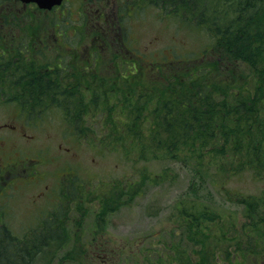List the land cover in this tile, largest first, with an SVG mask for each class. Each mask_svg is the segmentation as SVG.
<instances>
[{
	"label": "trees",
	"instance_id": "obj_1",
	"mask_svg": "<svg viewBox=\"0 0 264 264\" xmlns=\"http://www.w3.org/2000/svg\"><path fill=\"white\" fill-rule=\"evenodd\" d=\"M10 1L4 0L0 10L1 103L15 105L28 119L58 109L79 134L92 132L84 124L92 109L103 116L107 134H96L94 144L107 150L123 154L133 150L139 159H178L211 183L214 175L230 177L238 170L264 182V0H96L112 4L98 8L91 35L76 26L79 18L67 16L52 20L50 29H40L36 15L29 16ZM147 10L173 21L176 28L204 34L202 53L177 56L168 46L171 56L163 50L150 52L149 62L139 51L127 57L122 40L130 41L131 21ZM67 22L74 35L93 41L95 61L89 58L86 64L93 73H82L86 68L80 64L73 66L75 72L69 71L67 36L56 28ZM111 28L122 37H111ZM51 47L59 56L43 61ZM105 47L115 50L107 61L101 54ZM141 175L145 181L147 174ZM106 194L103 202L116 200L114 192ZM228 199L243 205L244 218L252 220L242 233L233 231V225L228 226L229 234L206 231L205 220L214 219L216 210L203 203L198 207L192 200L180 203L181 235L198 241V261L182 239L165 244L162 264H172L171 259L173 264H217L216 251L224 264H264V214L258 212L264 205V189L255 194L233 191ZM51 224L32 237L14 236L9 227L0 226V263L31 264L34 252L59 236V221ZM171 252L174 257L168 261ZM235 252L244 261H232ZM70 255L68 251L62 259Z\"/></svg>",
	"mask_w": 264,
	"mask_h": 264
},
{
	"label": "rangeland",
	"instance_id": "obj_2",
	"mask_svg": "<svg viewBox=\"0 0 264 264\" xmlns=\"http://www.w3.org/2000/svg\"><path fill=\"white\" fill-rule=\"evenodd\" d=\"M79 3L81 4V0H71L66 2V7L78 6ZM114 3L113 5H116V2ZM111 4L106 1L104 6L96 0H83L82 20L76 26L82 29L84 34L91 35L96 31L94 24L98 22L100 15L98 8L105 10ZM76 14V10L70 11L71 17ZM35 15L33 19L38 22L40 29H50L51 21L57 17L53 13L46 14L45 17ZM172 22L157 18L152 11L142 12L138 18L131 21V33L128 34L130 41L122 40V49L131 53H144L148 62L150 52L163 50L166 55L171 56L167 50L168 46L178 53L177 56H184L189 52L202 53V48L207 43L205 35L188 31L186 28H176ZM59 31L66 34L64 28H59ZM109 33L113 37L114 31L110 29ZM118 35L119 38L122 37L120 31ZM72 37L73 33H70L65 38L66 44L70 46V49H65V59L71 65L69 71L75 72L73 66L82 63L86 67L82 73H93L89 70L90 65L83 63L87 54L86 48L83 47L88 42L86 37L75 42H72ZM90 49L91 55L88 57L93 59V45ZM58 50L63 52L64 49L59 47ZM111 50L115 51L113 48ZM113 51L111 53L107 49L102 50V60L107 61ZM56 56H59L57 50L51 47L46 58L42 60L50 62L56 59ZM126 56L132 57L128 52ZM61 115L60 110L53 109L27 120L15 105L0 102V226L6 225L15 233H23L38 225V234L43 226L40 223L46 220L38 219L37 212L41 210L40 216L44 217L43 213L55 209V212L59 210L61 218L63 204L57 199L59 195L54 193L56 180L49 172L56 175L60 170H68L64 165L75 167L81 180L87 178L84 187L93 193L90 196H94L77 205L78 213L80 209L84 210L82 219L59 220L62 226L59 228L60 235L52 238L47 245H40L34 252V264H100L102 253L109 260V264H162L166 253L165 244L183 239L180 226L183 221L177 219V206L180 203L187 205L191 200L198 207L203 203L209 209L216 210L214 219L207 217L205 220L206 231L212 228L229 234L228 226L233 225V231L242 233L252 222L244 218L243 205L228 199V194L233 191L255 194L264 189V182L255 181L248 171L243 173L238 170L230 177L224 174L214 175L215 183H211L209 179L183 166L178 159H139L136 151L123 154L120 150H107L98 146V143L94 144L96 134L99 137L107 134L102 128L103 116L99 113L93 114L92 109L86 113L84 122L90 126L92 132L85 131L80 135L78 129H68ZM34 158L46 161L35 162ZM35 163H40L38 167L51 176H47L41 183L25 185L23 182L26 175L21 174L29 164V170H35ZM6 165L9 170L5 168V175L2 177V169ZM10 165L19 168L10 169ZM143 171L147 174L145 181H141ZM11 175L20 176L22 179L18 183L15 181L8 184L6 188V181L11 180ZM222 182L224 186L220 187ZM115 186L121 190L118 199L120 203L110 201L109 205L114 206L112 209L102 210L106 212V217L99 220L100 202L97 194L107 192ZM42 190L44 193L41 194ZM136 190L137 193L134 194ZM65 204L62 212L70 213L71 218L77 211L71 203ZM258 212L264 214V205L258 208ZM202 225L204 224L200 226ZM95 228L99 233L92 237ZM183 241L186 251H190L191 258L197 262L198 241ZM81 243L85 249L81 248ZM68 251L71 253L70 259H62ZM216 254L217 264H224L217 251ZM232 255V261H244L236 252ZM173 257L171 252L167 260ZM171 260L173 264V259Z\"/></svg>",
	"mask_w": 264,
	"mask_h": 264
},
{
	"label": "flooded vegetation",
	"instance_id": "obj_3",
	"mask_svg": "<svg viewBox=\"0 0 264 264\" xmlns=\"http://www.w3.org/2000/svg\"><path fill=\"white\" fill-rule=\"evenodd\" d=\"M57 198H59V197H57ZM83 199H84L83 197H78L77 201L74 200L73 201L74 202L73 209H75L77 211V205L80 204V202H82ZM60 200H61V196H60ZM66 202L70 203V199L67 198ZM80 217H81V211L79 213H78V211H77V213H74L71 218H70V213L66 214L65 211H64L62 213L61 219H63V220H79ZM1 263H2V261H1Z\"/></svg>",
	"mask_w": 264,
	"mask_h": 264
},
{
	"label": "water",
	"instance_id": "obj_4",
	"mask_svg": "<svg viewBox=\"0 0 264 264\" xmlns=\"http://www.w3.org/2000/svg\"><path fill=\"white\" fill-rule=\"evenodd\" d=\"M23 1H35L40 7L50 8L52 5L60 3L61 0H23Z\"/></svg>",
	"mask_w": 264,
	"mask_h": 264
}]
</instances>
